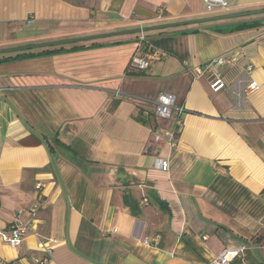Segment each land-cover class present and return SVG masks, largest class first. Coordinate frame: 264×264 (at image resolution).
<instances>
[{
	"label": "crops",
	"instance_id": "1",
	"mask_svg": "<svg viewBox=\"0 0 264 264\" xmlns=\"http://www.w3.org/2000/svg\"><path fill=\"white\" fill-rule=\"evenodd\" d=\"M140 30L170 57L133 77ZM68 40L0 55V234L30 229L0 264H264V0H0V50ZM162 93L177 143L147 150Z\"/></svg>",
	"mask_w": 264,
	"mask_h": 264
},
{
	"label": "built area",
	"instance_id": "2",
	"mask_svg": "<svg viewBox=\"0 0 264 264\" xmlns=\"http://www.w3.org/2000/svg\"><path fill=\"white\" fill-rule=\"evenodd\" d=\"M234 0H201L206 13L214 12H228ZM138 43L140 44L141 51L139 54L134 55L129 62V67L137 71H145L153 63L161 62L170 54L153 45L146 37L143 30L138 33ZM230 64L229 59L218 58L207 63L203 68L208 74V87L212 93H219L225 89V82L218 73L217 69L222 66H228ZM259 87L256 84L251 85V91L257 90ZM175 97L170 93L160 94L154 105V115L160 120H168L172 117L174 110L176 112L175 128L164 129L161 132L154 131L147 143V150L154 147L162 140L165 141L170 148L175 147L178 139V129L181 126V115L183 113L182 108L174 107ZM155 166L161 171L168 170V162L164 159H156ZM40 185L37 186L39 188ZM29 215L35 213V209H32ZM30 233L29 227L16 218L9 227V230L5 233H1V239L10 248L17 249L20 247L22 240ZM148 243L147 241L145 242ZM242 249H224L217 257L212 261L201 264H231L233 260L240 257ZM47 261H35V264H45Z\"/></svg>",
	"mask_w": 264,
	"mask_h": 264
},
{
	"label": "trees",
	"instance_id": "3",
	"mask_svg": "<svg viewBox=\"0 0 264 264\" xmlns=\"http://www.w3.org/2000/svg\"><path fill=\"white\" fill-rule=\"evenodd\" d=\"M164 50V49H163ZM59 51H61V48H59V49H53V50H49V49H44V50H42V52H40V53H38V54H43V53H54V52H59ZM165 51H167V50H165ZM168 52V51H167ZM169 53V52H168ZM35 55H37L36 54V52H23V53H16L15 54V56L14 57H8L7 59H12V58H29V57H33V56H35ZM150 67H151V65H150ZM149 67V68H150ZM148 68V69H149ZM147 69V70H148ZM147 70H145V71H137V70H134V69H132V68H130V67H128V75L129 76H133V77H143V76H146V71ZM140 123H142V124H146L144 121H142V120H138ZM54 143H56V144H58L59 145V148H61V150H63V151H66V152H69L71 149H70V146H66V145H64V144H62V143H60L58 140H57V138H54ZM55 144V145H56ZM51 146V145H50ZM52 147V146H51ZM72 158H76V157H74V155H73V157Z\"/></svg>",
	"mask_w": 264,
	"mask_h": 264
},
{
	"label": "water",
	"instance_id": "4",
	"mask_svg": "<svg viewBox=\"0 0 264 264\" xmlns=\"http://www.w3.org/2000/svg\"><path fill=\"white\" fill-rule=\"evenodd\" d=\"M72 42H74V41L73 40L57 41V42H50V43H42V44H38V45H28V46L17 47V48L1 49L0 55L18 53V52H23V51L37 50V49H42V48L54 47V46H61V45L69 44ZM118 175H119V173L117 174V176ZM118 179H120V178H118Z\"/></svg>",
	"mask_w": 264,
	"mask_h": 264
},
{
	"label": "rangeland",
	"instance_id": "5",
	"mask_svg": "<svg viewBox=\"0 0 264 264\" xmlns=\"http://www.w3.org/2000/svg\"><path fill=\"white\" fill-rule=\"evenodd\" d=\"M69 158H70V159H73L72 156H70V155H69Z\"/></svg>",
	"mask_w": 264,
	"mask_h": 264
}]
</instances>
